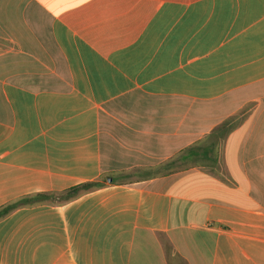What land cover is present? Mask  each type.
I'll list each match as a JSON object with an SVG mask.
<instances>
[{"label": "crops", "instance_id": "0c3cea01", "mask_svg": "<svg viewBox=\"0 0 264 264\" xmlns=\"http://www.w3.org/2000/svg\"><path fill=\"white\" fill-rule=\"evenodd\" d=\"M85 182L0 264H264V0H0V207Z\"/></svg>", "mask_w": 264, "mask_h": 264}, {"label": "trees", "instance_id": "16d2710c", "mask_svg": "<svg viewBox=\"0 0 264 264\" xmlns=\"http://www.w3.org/2000/svg\"><path fill=\"white\" fill-rule=\"evenodd\" d=\"M240 121L241 119L237 118V116H232L220 123L211 133L212 136L216 137L215 140L217 141V143L220 142V140H223L232 129L238 126ZM98 186H100L98 182H85L77 186H73L62 192L35 193L32 195L20 197L0 207V218L22 205H33L44 200H48L51 202L66 201L74 197L79 191H87Z\"/></svg>", "mask_w": 264, "mask_h": 264}]
</instances>
